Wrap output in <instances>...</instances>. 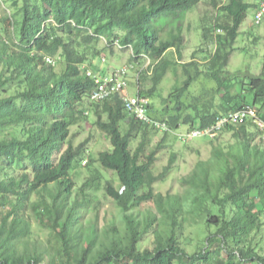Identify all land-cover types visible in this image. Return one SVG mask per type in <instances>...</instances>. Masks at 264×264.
I'll use <instances>...</instances> for the list:
<instances>
[{"label": "trees", "instance_id": "trees-1", "mask_svg": "<svg viewBox=\"0 0 264 264\" xmlns=\"http://www.w3.org/2000/svg\"><path fill=\"white\" fill-rule=\"evenodd\" d=\"M20 1L19 15L6 13L0 21L12 27L9 37L5 26L0 30V264H264V206L259 204L264 200V131L251 120L225 125L232 143L215 147L209 160L199 162L181 180L184 194L162 196L153 193V186L170 169L154 176L159 146L147 153L159 131L139 122L117 96L91 101L95 80L101 77L92 63L99 55L100 35L107 34V44L129 48L135 62L141 57L155 61L151 87L138 91L150 98L171 67L178 65V60L166 61L165 55L174 51L181 57L184 37L179 22L199 0ZM211 1L219 14L210 17L212 26L203 27L202 38L205 47L215 45L207 59L211 72L207 76L215 81L216 92L224 88L222 102L216 106L180 102L177 95L187 93L193 80L190 67L196 68L194 77L200 75L198 64H182L187 78L171 95L177 107L161 119L148 115L150 103L146 112L171 131L180 126L188 131L205 129L246 106L255 107L264 122L263 71L237 90L232 84L223 86L216 76L227 65L249 5L244 0ZM261 1L251 3L257 4L255 11ZM56 58L63 66L60 74L49 63ZM173 74L176 77L177 70ZM248 95L250 104L244 101ZM90 111L111 145L110 151L99 153L97 162L116 175L119 185L114 189L106 182L103 187L119 217L116 224L101 229L82 221L99 190L100 173L95 170L71 200L70 173L85 162L86 149L72 148L70 128L87 121ZM138 139L132 152L130 144ZM33 195L38 199L31 202ZM148 202L155 213L140 214L138 207ZM28 212L48 233L45 244L33 238ZM189 217L204 235L203 249L191 255L179 240ZM149 233L154 236L153 250L140 251L139 244Z\"/></svg>", "mask_w": 264, "mask_h": 264}, {"label": "rangeland", "instance_id": "rangeland-1", "mask_svg": "<svg viewBox=\"0 0 264 264\" xmlns=\"http://www.w3.org/2000/svg\"><path fill=\"white\" fill-rule=\"evenodd\" d=\"M1 1L4 8L0 9V21L6 13L17 15L21 8L20 0ZM225 1L226 0H216L217 4L224 3ZM257 2L258 0H244V3L249 5L246 11V18L239 26L238 34L233 44V51L229 56L226 67L216 73V76L224 83L223 86H229L232 84L233 90L239 89L242 83L248 82L251 76H257L261 74L262 71L264 73V17H262L260 23L256 25L254 23V15L256 11L253 5H251V3ZM217 12L219 14L218 8L212 5L211 0H199V4L196 8L187 13L179 22L184 37L180 53L181 57L179 58L174 51H169L165 55L166 61L176 63V60H178L179 63L177 66L171 67L170 71L168 70V74L157 86L155 94L148 98L150 103L148 115L151 118H164L173 112L172 109H174V107H177V103L175 102L176 98H171V95L174 94L176 88L183 86L187 77L182 73V64H187L189 62L198 64L200 75L194 77L193 71L196 68L190 67L193 80L188 87L187 93L184 92L177 95L179 101L184 104H195L200 102L201 104L208 106H216L222 102L221 97L224 93V88L220 87L219 91L217 90L216 92L217 86L215 81L212 77L207 76L208 74H211L207 69L209 66L207 59L210 55H213L215 45L213 44L208 45L209 47H205V42L202 38L203 27L212 26L210 19H214ZM176 24L177 23H175V25ZM4 26L6 35L9 37L12 33V27L9 26L7 22H0V30ZM106 37L107 34L100 35L96 44V49L99 51V55L97 58L92 59L95 74L101 76L105 74L108 75L114 69L121 68L128 64L131 66V63H134L135 67L129 74V77L132 79H129L127 93L129 96H136L137 83H135V77L142 67L145 71L147 70L145 64L148 65V63H145L143 57H141L137 63L134 62L129 48L120 49L115 45L112 46L107 44V41L104 40ZM102 57L105 58V63L100 62ZM151 62L154 64L155 61L151 60ZM54 67L56 73H62L63 66L59 64V62ZM174 70H177L178 72L176 77L173 74ZM147 72L150 75H148ZM143 76H146L144 80H142ZM150 78L151 69L143 72L140 77L141 81L139 82V89L144 91L148 90L152 85ZM214 90L216 92L215 94L213 93ZM250 100V95L246 96L244 99V101L249 104ZM87 103L88 102H86V104ZM197 107L200 108L201 105L196 104L195 108ZM193 111L190 110V113L192 114ZM87 118V121L81 120L77 125L70 128V141L72 148L76 149L81 145H85L86 149L85 158L83 159L85 162L82 163L81 166L75 167L70 173V179L74 185L71 200L74 199L75 195L80 194L81 186L90 179V176L95 170L100 173L102 178L100 180L99 190L93 194L95 196L93 199V205L82 221L87 227H89L88 223L91 222V224L93 223L96 225L98 229H101L106 226L107 223L113 222L116 224L119 217L116 205L112 199L106 197L103 187L106 182L111 183L114 189H117L119 185L116 175L110 171L103 170L97 162L99 153L110 151L111 145L106 136L96 127V118L91 111ZM103 118L105 117L103 116ZM187 132V127L180 126L173 133L166 135L158 132L152 136L153 140L147 153L159 146V149L155 151V163L152 167L153 175L159 176L164 173L166 167H169L170 169L166 177L154 184L153 193L162 196H177L184 194L185 187L181 184V180L189 176L199 162L209 160L215 147L226 146L228 143H232L231 134L225 130L220 131L218 137L215 139L201 136L191 140H182L180 135H186ZM262 138L264 141V136H262ZM139 141L140 139L135 140L130 144L132 152L137 147ZM53 158L55 159L56 156H53ZM171 161L172 164H170ZM89 166L90 168H88ZM37 199L38 197L33 195L31 197V202L34 200L37 201ZM259 204L264 206V200L260 201ZM138 210L140 214L143 215H146L148 212L155 213L152 202L141 204L138 207ZM28 213L31 217L33 238L39 243L45 244L49 238L48 233L41 229L32 214L30 212ZM191 222V217H189L187 224H185L183 235L179 238L181 246L188 255L203 249L201 243L204 239V235L199 233L201 228L193 226ZM89 228H91V226ZM262 239L264 247V233ZM153 240L154 236L152 234H146L139 244V250H153ZM263 253L264 251L262 254Z\"/></svg>", "mask_w": 264, "mask_h": 264}, {"label": "built area", "instance_id": "built-area-1", "mask_svg": "<svg viewBox=\"0 0 264 264\" xmlns=\"http://www.w3.org/2000/svg\"><path fill=\"white\" fill-rule=\"evenodd\" d=\"M263 16L264 0L261 1L259 9L255 14V23L259 24ZM49 62L53 63L52 61ZM127 73L128 68L124 67L115 71L109 77H98V79L95 80L96 90L91 95V101L99 103L100 101L117 96L122 100L124 108L133 114L139 122L148 123L158 131L168 132V127L164 122L152 121L147 116L146 112L149 102L146 98L141 96L130 97L125 95L127 88ZM246 120H251L259 130L264 131V122L258 118L256 108L246 107L237 112L230 113L225 117L218 118L216 123L207 129L193 130L190 133L181 136V138L190 140L201 136H207L212 139L223 127H225V125H236Z\"/></svg>", "mask_w": 264, "mask_h": 264}, {"label": "clouds", "instance_id": "clouds-1", "mask_svg": "<svg viewBox=\"0 0 264 264\" xmlns=\"http://www.w3.org/2000/svg\"><path fill=\"white\" fill-rule=\"evenodd\" d=\"M257 12V11H256ZM256 14V13H255ZM254 17H255V15H254ZM254 23H255V19H254ZM256 24V23H255ZM256 25H258V24H256ZM217 34H221V32L219 31V30H217ZM116 46V45H115ZM117 48H118V46H116ZM131 55H132V52H131ZM133 58V57H132ZM145 59V63L147 62L148 63V65H146L145 64V66H146V69L147 70H149V69H151V71H152V67H153V63H151V61H149L148 59H146V58H144ZM50 61H52L53 63H51V65L52 66H55L57 63H58V61H59V58H56V59H51ZM100 62L101 63H105V58L104 57H102L101 59H100ZM135 62V61H134ZM50 63V62H49ZM137 63V62H136ZM132 65L131 66H129L130 64H128V65H126V66H123V67H121V68H128V73H127V88H126V91H125V95H127V96H129V94L127 93V89H128V85H129V79H132L131 77H129V74H130V71L131 70H133L134 69V67H135V65H134V63H131ZM153 64V65H152ZM121 68H118V69H114V70H112V72H110L108 75H105V76H101V77H109V76H111L115 71H117V70H119V69H121ZM146 70V71H147ZM145 70H144V68L142 67L141 68V70L138 72V74H137V76L135 77V83H137V88H136V90H137V94H136V96H140L139 94H138V91H139V82H138V79H139V77H141V72L143 73V72H146ZM89 72V71H88ZM147 74L148 75H150L148 72H147ZM130 97H133V96H130ZM142 97V96H141ZM144 98H146V97H144ZM147 100H148V98H146ZM148 102H149V100H148ZM246 107H251V106H246ZM246 107H244V108H246ZM255 108V107H254ZM243 109V108H242ZM230 113H234V112H229V113H227V114H225V115H223V116H221V117H225V116H227L228 114H230ZM217 121V120H216ZM165 123V122H164ZM216 123V122H215ZM214 123V124H215ZM166 124V123H165ZM213 124V125H214ZM167 125V124H166ZM213 125H211V126H213ZM210 126V127H211ZM168 127V126H167ZM207 128H209V127H207ZM207 128H205V129H207ZM224 128V127H223ZM223 128L220 130V131H222L223 130ZM197 129H199V128H197ZM168 132H162V131H159L160 133H173L170 129H169V127H168ZM193 130H196V129H193ZM193 130H190V131H188L186 134H188V133H190L191 131H193ZM199 130H204V129H199ZM219 131V132H220ZM218 132V133H219ZM218 133L216 134V136L214 137V138H212V139H215V138H217L218 137ZM181 136H183V135H180V137ZM207 137V136H206ZM198 138V137H197ZM193 139H195V138H193ZM211 139V138H210ZM182 140H189V139H182ZM191 140V139H190ZM84 163V162H83Z\"/></svg>", "mask_w": 264, "mask_h": 264}, {"label": "crops", "instance_id": "crops-1", "mask_svg": "<svg viewBox=\"0 0 264 264\" xmlns=\"http://www.w3.org/2000/svg\"><path fill=\"white\" fill-rule=\"evenodd\" d=\"M256 6H254V9L256 10V8H257V4H255Z\"/></svg>", "mask_w": 264, "mask_h": 264}]
</instances>
